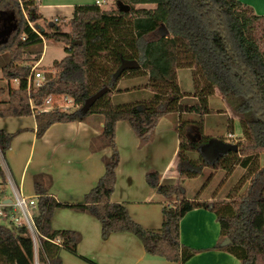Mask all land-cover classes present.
Instances as JSON below:
<instances>
[{"label":"trees","instance_id":"obj_1","mask_svg":"<svg viewBox=\"0 0 264 264\" xmlns=\"http://www.w3.org/2000/svg\"><path fill=\"white\" fill-rule=\"evenodd\" d=\"M116 1L119 4L115 10L103 9L97 3L76 6L72 29L65 32L57 22L43 31L30 25L42 18L37 0L25 2L30 5L28 18L19 0H0V55H10L7 63L1 65L2 78L8 82H0V117L34 115L37 135L42 136L56 122L83 121L100 113L105 118V144L112 148L111 156L105 160L104 175L81 204L59 202L48 192L41 175L36 176L38 197L33 215L40 233L38 248L25 225L0 222V264H64L60 252H76L79 234L52 227L54 212L59 208L86 210L99 219L104 237L131 232L143 241L149 253L184 262L195 250L182 245L180 222L189 211L200 207L217 213L222 235L231 239L226 247L243 264H264V163L260 160L264 154V15L240 0ZM139 5L154 7L138 8ZM2 6L10 10H1ZM13 12L17 13L16 18ZM5 27L15 30L4 41L1 34ZM46 39L64 43L67 55L54 63L53 72L47 73L49 78L39 92L30 94L28 77L42 55L36 48ZM135 62L138 67H132ZM183 67L193 70L199 105L180 103L186 94L178 83L177 70ZM139 76H147L142 89H149L151 96L114 104L110 95L124 91L119 87L121 80ZM12 80L19 81L18 88H12ZM104 87L110 91L85 111L88 99ZM216 93L234 101L243 132L236 143L239 150H220L217 144L230 143L223 137L204 135L200 122L175 120L180 135L177 170L183 177L194 178L208 165L229 173L241 166L247 174L238 185L249 180L248 185L242 192V187H235L234 195L228 194L227 200L221 202L183 199L165 205L162 228H144L124 204L111 200L120 163L117 123L128 121L146 143L164 116L210 113L209 97ZM52 94L68 95L78 108H54L48 112L32 108L31 97L41 104ZM14 136L15 133L0 129L2 156ZM204 145L212 146L209 152L215 148V155L207 156ZM189 151L199 152L200 158L189 156ZM0 179L7 183L1 162ZM147 181L165 197L179 194V186L162 183L157 171L148 172Z\"/></svg>","mask_w":264,"mask_h":264},{"label":"crops","instance_id":"obj_2","mask_svg":"<svg viewBox=\"0 0 264 264\" xmlns=\"http://www.w3.org/2000/svg\"><path fill=\"white\" fill-rule=\"evenodd\" d=\"M37 1L39 14L42 16L37 22L45 19V27L41 25L43 29L38 31L47 30L48 26L53 25L48 23V17L57 16L55 20L59 21L60 17L65 15L71 20L76 6L96 2V0L87 3H77L78 1L72 0L55 2L45 0L42 4L41 0ZM240 1L251 6L257 14L264 15V0ZM1 10L10 9L2 6ZM13 14L16 18L17 13L13 12ZM14 30V28L5 27V31L1 34L2 39L9 40ZM63 31L70 32L71 28H64ZM46 40L36 48L42 51V55L35 66L50 73L53 72L54 63L62 60L67 52L65 45V54L60 59H55L49 64L45 63ZM2 56L6 57L5 60H9V53L1 54L0 57ZM1 59L3 60V57ZM1 59L0 68L1 65L7 63V61L1 63ZM177 76L180 88L186 94L180 103L199 105L200 100L195 95L196 85L192 69L179 68ZM132 79H122L119 87L125 90L127 86L123 85ZM185 80L189 83L187 88L184 85ZM0 82L6 84L8 81L1 78ZM10 84L14 89L19 87L18 80H12ZM134 92L138 93L137 90ZM131 93V91L115 92L112 94V100L115 101L116 96L119 98L122 96L123 103L129 102L123 96L126 97ZM104 122V115L93 113L83 121L56 122L42 136H38L34 115L0 117V129L15 133L6 155H0L7 180V183L0 184V203L4 201L14 203L8 177L12 178L23 196L37 199L38 194L35 187L37 175H41V180L48 188V192L59 202L83 203L86 194L98 184L104 175L105 160L112 154V148L105 144L106 141L102 135ZM216 130L217 128L213 127L207 128L204 121L203 133L206 136L223 137L230 144H236L242 136L232 130ZM229 133L235 134V138H230ZM141 140L128 121L122 120L117 123L116 143L120 153V163L111 200L124 204L131 217L146 229L159 230L162 228L165 205H171L183 199L213 202L222 196L221 192L226 193L239 181L233 179L236 169L229 173L226 170L219 171L220 168H218L212 171L211 182L201 193L193 195L186 193L182 197L177 195L165 197L149 185L148 172L157 171L161 175L162 183L176 185H179L181 181L197 179L200 175L186 178L178 172L176 164L180 135L178 124L174 125L170 117L160 118L153 137L148 142L144 143ZM260 158L263 164L264 154H261ZM216 178L219 180L215 182ZM233 180L235 181L232 183ZM209 187L212 191H207ZM0 222L8 225L5 221ZM52 227L56 230H72L79 234L76 252L68 249L61 250L60 257L64 264H243L241 259L226 247L227 245H223L227 237L222 235L217 213L203 207L189 211L181 219L180 241L183 246L194 249L195 253L180 263L149 253L143 241L134 233L117 232L104 237L101 222L86 210L59 208L54 212Z\"/></svg>","mask_w":264,"mask_h":264},{"label":"rangeland","instance_id":"obj_3","mask_svg":"<svg viewBox=\"0 0 264 264\" xmlns=\"http://www.w3.org/2000/svg\"><path fill=\"white\" fill-rule=\"evenodd\" d=\"M44 1L45 0H41V3L44 4L45 3ZM55 1H66V0H51V2H55ZM72 1H78L77 3H87V2H94L95 0H72ZM118 4L119 3H117L116 0H105L104 3H102L101 7L103 9L115 10V9H117ZM141 7L153 8L154 5H144V6L139 5L138 6V8H141ZM56 17L57 16L48 17V23L53 24V23L57 22L58 25L63 29L64 28H67V29L71 28L72 29L71 20L69 17H67L65 15L61 16L60 17L61 19L59 21L55 20ZM32 24L37 30H40L42 28L41 25L45 27V19H42L41 21L36 22V23H32ZM45 45H46L45 55H44L45 63H48V64L52 63L55 59H60L65 54V50H64L65 44L64 43L57 42L54 39H48V40H46ZM2 57H3V60L1 59ZM2 57H0V59L2 60L1 63H5L4 61H7V60H5L6 57H4V56H2ZM192 72H193V70H192ZM187 74H188V72H187ZM1 78H2V71L0 68V79ZM134 78L135 77H133L132 80L127 81L123 85V86H127V88H128V89L126 88L124 91L127 90V91L132 92L130 95H127L126 97L123 96V98H126L127 101H129V102H133V101H142V100H145L146 97L151 96L149 89H142L145 87V83L147 82V76H139L136 79H134ZM187 80L184 81V83H185L184 85L186 88L189 85ZM13 84L15 86L17 85V83H13ZM136 90L138 93L134 92ZM216 95L217 94H214V95H211L209 97L208 107L210 110V114L207 113L205 116L204 113H200V112H187V113L182 114V116H179V117H178V115L174 114V117L170 116V119H172V121H173V118H174V125H177V123H180V122H200L203 125V123L205 121L207 128H210V129L212 127L217 128L216 131H218V130L222 131L224 129L226 131L232 130V132H235L237 135H242L243 132H242V126L240 123V117L235 112V108L233 106L234 101L231 100V98L230 99H224V98L220 97L219 95H217V96ZM110 96L112 97V95H110ZM113 103L114 104L123 103L122 96H121V98H119V96L118 97L116 96L115 101H113ZM77 108L78 107H71L69 110H75ZM175 120H177V123ZM209 148L211 149L212 146L211 145H204L203 146L204 152L209 153V154H207V156H211L213 154V152L217 151L215 148H213L212 152H209L208 151ZM171 150H172V147H171ZM188 154H189V156H191V157L193 156L195 158L197 156L200 158V155H201L199 152H196V151H189ZM213 155H215V154H213ZM260 160H261V158H260ZM0 162H1V159H0ZM204 169H203L202 173L200 174L199 178L187 180V181H181V183H179L178 186L180 188V191H179V194L177 195L178 197H182L186 193L191 194V195L201 193L209 185V183L211 182V179L213 177L212 171H214L215 168L208 165V166H205ZM234 169H236V171L233 173V179H235V180H240L242 178V176L247 174L246 173L247 171L244 170L241 166L240 167L235 166ZM220 170H224V169L220 168L219 171ZM246 178H245V180H246ZM218 180L219 179L216 178L214 181L216 182ZM235 180H233L232 183ZM238 182L236 184H234L231 188H229L226 193L221 192L222 196L218 197L217 200L219 202H221L224 199V197H225L224 200H227V196H225V194L232 195L233 193H235V192H233V189L237 186L242 187L241 188L242 189L241 192H242L245 189V187L248 185L249 180L248 181L246 180L244 185H238L239 184ZM227 185H229V184H227ZM9 188H10V186H9ZM207 191H212V189L209 187L207 189ZM12 196L14 197L13 194H12ZM173 204H175V203H173ZM37 248H38V244L36 246V250H37Z\"/></svg>","mask_w":264,"mask_h":264},{"label":"built area","instance_id":"obj_4","mask_svg":"<svg viewBox=\"0 0 264 264\" xmlns=\"http://www.w3.org/2000/svg\"><path fill=\"white\" fill-rule=\"evenodd\" d=\"M34 1V0H26ZM26 1L19 0L20 6L24 11L25 16L28 18V8L30 5H26ZM105 0H96L95 3L102 5ZM30 25L38 31L33 24ZM49 78V75L38 66H34L30 76L28 77V90L33 94L39 92V90L45 85ZM31 106L34 110L48 112L54 108H61L64 110H69L71 107H78L75 100L68 95L52 94L47 96L41 104L35 101L34 97H31ZM230 138H235V134L229 133ZM2 156V154L0 153ZM1 184V179H0ZM8 185L12 188V193L14 195V203H9L4 201L0 203V221H5L8 225H25L29 230L35 246H37L40 233L36 226L33 211L36 208V199L23 196L18 188L15 186L14 181L11 177H8ZM38 264V263H37Z\"/></svg>","mask_w":264,"mask_h":264},{"label":"water","instance_id":"obj_5","mask_svg":"<svg viewBox=\"0 0 264 264\" xmlns=\"http://www.w3.org/2000/svg\"><path fill=\"white\" fill-rule=\"evenodd\" d=\"M139 66V63L138 62H135L132 67H138ZM110 91V88L109 87H104L102 88L101 90H99L98 92H96L93 96H91L86 105H85V108L84 110L85 111H88L95 103L96 101L101 98L102 96H104L106 93H108ZM218 148L222 151H229V150H234V151H238L239 150V146L237 144H223V145H220V144H217ZM231 243V239L229 238H226L223 242V245H228Z\"/></svg>","mask_w":264,"mask_h":264}]
</instances>
